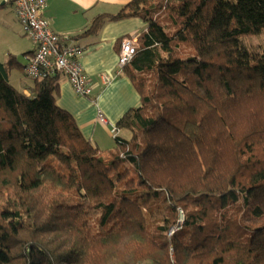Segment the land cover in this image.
<instances>
[{
  "label": "trees",
  "instance_id": "obj_1",
  "mask_svg": "<svg viewBox=\"0 0 264 264\" xmlns=\"http://www.w3.org/2000/svg\"><path fill=\"white\" fill-rule=\"evenodd\" d=\"M126 18L141 106L108 156L60 75L26 95L0 63V264H264V0H132L83 35Z\"/></svg>",
  "mask_w": 264,
  "mask_h": 264
},
{
  "label": "crops",
  "instance_id": "obj_2",
  "mask_svg": "<svg viewBox=\"0 0 264 264\" xmlns=\"http://www.w3.org/2000/svg\"><path fill=\"white\" fill-rule=\"evenodd\" d=\"M131 1L48 0L45 12V17L55 33L70 37V43L84 49L79 60L93 88L90 97H80L69 80L60 76V94L57 104L73 117L84 137L104 151L105 156L115 150L117 124L128 112L141 106V96L131 79L124 73L115 77L108 85L101 81V77L103 74L115 75L123 39H138L139 35L146 30L147 24L140 18H126L105 24L96 35H83V33L88 30L96 16L116 14L122 6ZM10 5L21 27L14 8L12 4ZM9 29L10 31L6 29L3 31V35L7 36L9 41L8 54L6 56L4 54L3 58L0 56L2 59L0 63H7L10 57H15L21 63L19 60L21 56L22 65L25 66L26 57L34 52L35 46L24 33L28 41L14 36V25ZM9 80L17 90L29 95L32 81L26 77L23 70L13 69L9 74ZM100 115L106 118L107 123L101 122ZM119 132L121 134L124 131Z\"/></svg>",
  "mask_w": 264,
  "mask_h": 264
},
{
  "label": "built area",
  "instance_id": "obj_3",
  "mask_svg": "<svg viewBox=\"0 0 264 264\" xmlns=\"http://www.w3.org/2000/svg\"><path fill=\"white\" fill-rule=\"evenodd\" d=\"M3 2L12 4L24 35L35 46L34 52L26 57L24 66L26 77L37 81L50 75L64 76L78 96L90 97L93 92L92 84L79 60L84 49L70 43V37L59 35L52 30L50 22L45 17L48 0H3ZM138 48L137 38L123 39L115 75L103 74L101 81L108 85L115 77L122 75L125 67L132 63ZM99 119L107 123L103 115H100ZM174 233L175 229H172L171 235Z\"/></svg>",
  "mask_w": 264,
  "mask_h": 264
},
{
  "label": "rangeland",
  "instance_id": "obj_4",
  "mask_svg": "<svg viewBox=\"0 0 264 264\" xmlns=\"http://www.w3.org/2000/svg\"><path fill=\"white\" fill-rule=\"evenodd\" d=\"M3 0H0V5L2 6ZM14 25L15 28V35L19 39H25L28 41L22 32V28L20 27L19 23L16 20V17L14 15L13 9L10 4H6L5 6L0 7V56H5L8 54L7 50L9 46V41L7 39V36L3 35L4 29L9 30V27H12ZM249 48L256 50V51H264V34L253 37V38H243L242 39ZM2 60V59H0ZM19 60L22 63V57H19ZM122 137H130V134L126 131L121 132L120 134Z\"/></svg>",
  "mask_w": 264,
  "mask_h": 264
},
{
  "label": "water",
  "instance_id": "obj_5",
  "mask_svg": "<svg viewBox=\"0 0 264 264\" xmlns=\"http://www.w3.org/2000/svg\"><path fill=\"white\" fill-rule=\"evenodd\" d=\"M3 5H4V3H3ZM184 218H185V216H184V214H183V215L181 216V219L184 220Z\"/></svg>",
  "mask_w": 264,
  "mask_h": 264
}]
</instances>
